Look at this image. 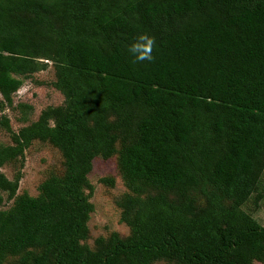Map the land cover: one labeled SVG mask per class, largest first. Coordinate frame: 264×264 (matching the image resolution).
I'll return each mask as SVG.
<instances>
[{"label":"trees","instance_id":"trees-1","mask_svg":"<svg viewBox=\"0 0 264 264\" xmlns=\"http://www.w3.org/2000/svg\"><path fill=\"white\" fill-rule=\"evenodd\" d=\"M142 33L154 59L134 63ZM50 63L64 105L0 120V264H264L245 210L264 204V0H0V110ZM36 141L63 174L18 195L1 169ZM98 157L117 158L130 234L92 247Z\"/></svg>","mask_w":264,"mask_h":264},{"label":"rangeland","instance_id":"rangeland-1","mask_svg":"<svg viewBox=\"0 0 264 264\" xmlns=\"http://www.w3.org/2000/svg\"><path fill=\"white\" fill-rule=\"evenodd\" d=\"M55 81V68L50 63L46 70L24 82L22 88L13 97V105L0 110V120L8 118L13 132H18L22 127L38 120L42 111L47 108L64 105L65 98L54 87ZM0 141L7 145L12 143L10 132L1 124ZM1 171L11 181L18 178V195L27 194L36 197L39 195V186L45 179L52 175L63 174V159L57 149L36 141L26 150L23 160L7 164L2 167ZM106 178L113 179L114 185L104 183L102 180ZM89 179L94 187L91 202L95 209L89 222L91 237L88 244L94 247L96 238H107L113 232L127 237L130 230L121 221L122 210L118 205V200L128 191L121 177L117 158H96ZM4 196L6 199L7 195ZM11 205L12 201L6 199L3 208H9ZM245 210L250 212L261 225H264V204L256 205L252 199L245 206ZM154 264L173 263L159 261ZM254 264L262 263L255 262Z\"/></svg>","mask_w":264,"mask_h":264},{"label":"clouds","instance_id":"clouds-1","mask_svg":"<svg viewBox=\"0 0 264 264\" xmlns=\"http://www.w3.org/2000/svg\"><path fill=\"white\" fill-rule=\"evenodd\" d=\"M155 38L149 36L146 33H142L138 36L135 43H133L129 51L134 56V63L149 61L151 62L153 57V50L155 48Z\"/></svg>","mask_w":264,"mask_h":264}]
</instances>
